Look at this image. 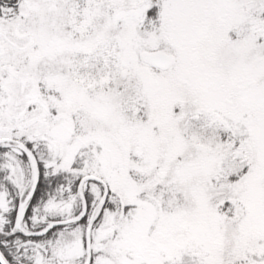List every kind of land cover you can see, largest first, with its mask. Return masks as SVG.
I'll use <instances>...</instances> for the list:
<instances>
[{"label": "snow or ice", "instance_id": "snow-or-ice-1", "mask_svg": "<svg viewBox=\"0 0 264 264\" xmlns=\"http://www.w3.org/2000/svg\"><path fill=\"white\" fill-rule=\"evenodd\" d=\"M0 264H264V0H0Z\"/></svg>", "mask_w": 264, "mask_h": 264}]
</instances>
